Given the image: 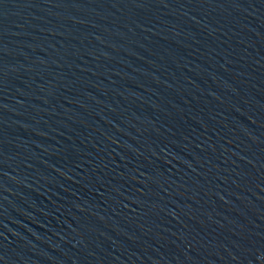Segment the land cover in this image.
<instances>
[{"label": "water", "instance_id": "obj_1", "mask_svg": "<svg viewBox=\"0 0 264 264\" xmlns=\"http://www.w3.org/2000/svg\"><path fill=\"white\" fill-rule=\"evenodd\" d=\"M0 264H264V0H2Z\"/></svg>", "mask_w": 264, "mask_h": 264}, {"label": "snow or ice", "instance_id": "obj_2", "mask_svg": "<svg viewBox=\"0 0 264 264\" xmlns=\"http://www.w3.org/2000/svg\"><path fill=\"white\" fill-rule=\"evenodd\" d=\"M0 3H2V0H0Z\"/></svg>", "mask_w": 264, "mask_h": 264}]
</instances>
